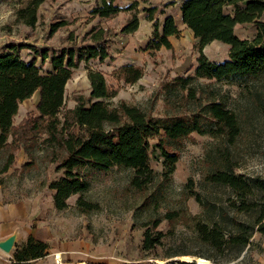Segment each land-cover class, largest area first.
I'll use <instances>...</instances> for the list:
<instances>
[{
    "label": "rangeland",
    "instance_id": "1",
    "mask_svg": "<svg viewBox=\"0 0 264 264\" xmlns=\"http://www.w3.org/2000/svg\"><path fill=\"white\" fill-rule=\"evenodd\" d=\"M29 1L0 0V49L5 51L4 47L9 44L25 45L18 56L26 62L35 59L42 74L53 72L49 61L39 56L42 50L47 49L52 54L64 48L92 44L91 36L101 29L105 30L104 37L108 40V59L81 62L73 70L65 88L61 119L77 106V98L89 97L88 71L98 70L104 74L108 86L117 91L115 98L106 101L112 107L121 103L137 106L161 125L174 117L202 111L207 131L206 134L193 133L177 143L166 140L168 149L180 155L170 179L162 174L159 138L150 140V166L156 176L155 182L144 192L131 187L134 171L130 168L101 171L88 165L80 169L78 172L89 187L84 193L70 197L69 207L64 211L55 209L54 191L49 188L64 172L58 169L57 152L43 143L44 136L37 137L38 140H19L0 150V196L28 208L29 232L50 247L46 264H182L192 258H197L193 264H264V235L256 230L241 251L221 254L201 239L193 223L187 224V219L183 218L188 213L203 222L218 223L226 232L234 231L235 220L252 222V218L237 214L231 207L230 200L236 198L233 190L208 184L203 176L219 166L218 159L224 150L229 152L236 174L264 178V71L256 76L238 75L222 81L196 79L191 86L196 89L198 101L185 102L187 92L181 90L175 80L194 75L200 53L198 40L181 22L182 0H108L122 10L134 1L139 2L137 10L122 11L110 19L92 15V11L101 6V0H45L34 27L16 20L18 10ZM171 1L175 3L168 5ZM150 8H157L154 21L159 25L168 15L174 17L180 33L170 37L172 49H149V43L154 40V22L146 19L145 9ZM135 13L140 20L138 30L123 34V26ZM58 22L66 25L51 35V27ZM255 34L256 28L252 25L235 28V35L241 39H252ZM229 49L228 45L214 41L203 53L210 61L223 63L229 59ZM129 64L143 70V77L132 85L119 74V69ZM39 100L40 94L36 92L20 105L14 118L15 128L39 116ZM211 100L223 103L237 116L241 132L233 145L211 135L216 126L208 110L202 107ZM12 141L11 136L9 142ZM10 154L13 159L6 169ZM190 178L202 196V203L185 192ZM80 195L87 202L98 204L99 210L80 212L77 208ZM169 212L180 214L181 219L174 223L164 220L157 229L164 233L161 246L144 251L145 225ZM68 245L79 246L80 259L68 261L63 257L61 252ZM13 251L4 256L12 255ZM57 254L60 263H56Z\"/></svg>",
    "mask_w": 264,
    "mask_h": 264
},
{
    "label": "trees",
    "instance_id": "2",
    "mask_svg": "<svg viewBox=\"0 0 264 264\" xmlns=\"http://www.w3.org/2000/svg\"><path fill=\"white\" fill-rule=\"evenodd\" d=\"M101 1V6L92 11L93 17L110 19L122 11H135L139 7L138 1L123 10L113 1ZM44 2L45 0H30L24 8L18 10L16 20L34 27L38 20V10ZM174 3L171 1L168 5ZM145 11L148 13L146 19L154 22V40L149 43V49H172L170 37L180 33L174 17L168 15L159 25L154 21L157 8ZM179 11L182 24L198 40L200 53L194 75L175 80V84L187 92L185 102L198 101L196 89L191 86L196 79L222 81L238 75L256 76L264 71V0H182ZM161 13L165 14L164 11ZM65 25V22L54 24L50 34L53 35ZM139 25L140 20L135 13L121 32L125 35L134 33ZM237 25L255 26V36L252 39L239 38L235 35ZM104 34L103 29L93 34L92 44L64 48L52 54L47 49L42 50L39 56L43 61H49L53 69L49 74L41 73L35 59L26 62L18 56L25 45L9 44L4 47L5 51L0 49V150L15 145L19 140L45 137L43 143L57 152L60 158L58 169L64 172L61 179L49 185L50 190L54 191L53 202L58 211L69 207L70 197L87 191L89 184L82 179L78 172L80 169L88 165L101 171H109L114 167L130 168L134 171L131 187L144 192L155 182L156 176L150 166V140L159 138L157 147L163 159L162 174L170 179L176 171L180 155L168 149L166 140L177 143L193 133H207L202 111L191 116L174 117L161 125L137 106L121 103L112 107L106 101L115 98L117 91L108 86L104 74L98 70L88 71L89 97L77 98V106L66 112L61 119L59 116L64 107L65 88L72 78L73 70L81 62H103L109 58L108 40ZM214 41L229 46L227 61L212 62L204 55L203 49ZM119 74L127 84L132 85L143 77V70L129 64L121 67ZM36 92L40 94L37 107L39 116L33 120L27 119L20 127L15 128L14 118L20 105ZM202 107L208 110L216 126L211 130V135L229 146L233 145L241 132L237 116L223 103L213 100ZM11 136L12 144L9 142ZM12 159L13 154H10L6 169ZM218 160L219 166L204 174L203 180L208 184L233 190L236 198L230 200L231 207L237 214L252 218V222L235 220L234 231L226 232L220 224L203 222L188 213L183 218L187 219V224L193 223L206 244L223 254L245 248L254 230L264 235V178L236 174L227 151L222 150ZM185 192L187 196L202 203V196L195 190L192 178L185 185ZM77 208L83 214L99 210L98 204L87 202L82 195L77 199ZM180 216L169 212L163 218L146 224L143 250L150 252L161 246L164 233L157 229L164 220L174 223L181 219ZM49 249L47 243L30 235L23 243L16 245L14 264H31L46 257Z\"/></svg>",
    "mask_w": 264,
    "mask_h": 264
},
{
    "label": "crops",
    "instance_id": "3",
    "mask_svg": "<svg viewBox=\"0 0 264 264\" xmlns=\"http://www.w3.org/2000/svg\"><path fill=\"white\" fill-rule=\"evenodd\" d=\"M30 235L32 234L29 232L28 208L20 207L17 203L0 196V242L11 236H15V240L18 242H24ZM15 247L16 245L13 248L14 250ZM78 248L79 246L68 245L61 254L68 261L80 259L81 254L77 252ZM6 254L0 249V264H14V257L12 256L14 251L10 256L5 257ZM46 257L33 261L31 264H46ZM56 263L59 262L56 261Z\"/></svg>",
    "mask_w": 264,
    "mask_h": 264
},
{
    "label": "water",
    "instance_id": "4",
    "mask_svg": "<svg viewBox=\"0 0 264 264\" xmlns=\"http://www.w3.org/2000/svg\"><path fill=\"white\" fill-rule=\"evenodd\" d=\"M15 236L9 237L7 240L0 242V249L5 253H10L15 246ZM187 263L197 262V258H192L191 261H184ZM199 264V263H198Z\"/></svg>",
    "mask_w": 264,
    "mask_h": 264
},
{
    "label": "bare ground",
    "instance_id": "5",
    "mask_svg": "<svg viewBox=\"0 0 264 264\" xmlns=\"http://www.w3.org/2000/svg\"><path fill=\"white\" fill-rule=\"evenodd\" d=\"M56 256H57V260L56 261L60 263V261L58 260L60 258V255L57 254ZM78 264H85V263H78Z\"/></svg>",
    "mask_w": 264,
    "mask_h": 264
}]
</instances>
